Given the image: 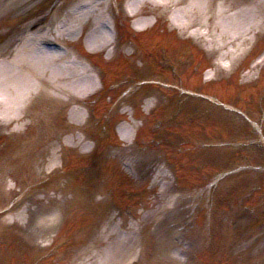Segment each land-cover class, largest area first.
Returning a JSON list of instances; mask_svg holds the SVG:
<instances>
[{"label":"rangeland","instance_id":"rangeland-1","mask_svg":"<svg viewBox=\"0 0 264 264\" xmlns=\"http://www.w3.org/2000/svg\"><path fill=\"white\" fill-rule=\"evenodd\" d=\"M69 1L0 0L3 58L29 22L50 21ZM110 1L117 37L108 67L83 39L70 46L109 80L123 78L93 99L85 127L52 100L17 135L0 123V264H104L124 226L139 237L126 264H264V66L252 71L264 35L214 76L219 55L182 36L167 14L138 34L124 0ZM109 95L112 109L119 104L112 128L100 117Z\"/></svg>","mask_w":264,"mask_h":264},{"label":"bare ground","instance_id":"bare-ground-1","mask_svg":"<svg viewBox=\"0 0 264 264\" xmlns=\"http://www.w3.org/2000/svg\"><path fill=\"white\" fill-rule=\"evenodd\" d=\"M147 7L156 10L150 12ZM124 12L134 20L140 34L154 27L152 19L158 20V12L167 14L172 27L182 36L200 43L212 56L219 55L220 71H231L264 35V0H128ZM112 14L110 0H83L40 23L35 31L36 22L24 27L21 44L11 57L3 58L6 46L1 48L0 123L15 126L13 132L17 135L19 124L40 100H52L68 108L74 124L86 123L85 103L100 90L99 81L95 71L70 45L83 39L88 54H106L111 61L117 36L111 26ZM127 54L133 55L131 49ZM259 66L256 64L254 70ZM146 105L148 110L155 108L153 100ZM120 133L128 142L124 129ZM75 141L79 146L83 143V139ZM124 228L128 234L119 231L116 239L107 244L104 264H126L135 258L137 228Z\"/></svg>","mask_w":264,"mask_h":264}]
</instances>
